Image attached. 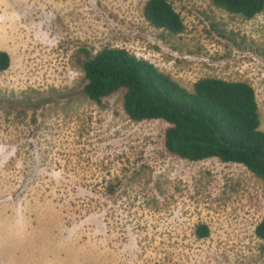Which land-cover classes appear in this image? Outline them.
<instances>
[{
    "label": "rangeland",
    "instance_id": "374dc122",
    "mask_svg": "<svg viewBox=\"0 0 264 264\" xmlns=\"http://www.w3.org/2000/svg\"><path fill=\"white\" fill-rule=\"evenodd\" d=\"M167 1L178 35L145 21L147 0H0V264H264V181L171 155L167 123L130 120L123 91L84 94L86 54L124 48L186 89L247 82L264 131V9Z\"/></svg>",
    "mask_w": 264,
    "mask_h": 264
},
{
    "label": "trees",
    "instance_id": "16d2710c",
    "mask_svg": "<svg viewBox=\"0 0 264 264\" xmlns=\"http://www.w3.org/2000/svg\"><path fill=\"white\" fill-rule=\"evenodd\" d=\"M230 14L252 19L264 9V0H211ZM143 17L154 28L172 35L184 30L180 15L167 0H147ZM10 59L0 51V73ZM84 94L100 103L123 91L125 114L134 122L162 120L167 123L164 147L178 158L198 162L216 158L244 166L264 181V131L253 87L245 81L200 78L191 89L182 87L147 60L124 48L103 47L86 54L83 64ZM255 236L264 240V217ZM199 225L196 235L207 237Z\"/></svg>",
    "mask_w": 264,
    "mask_h": 264
}]
</instances>
